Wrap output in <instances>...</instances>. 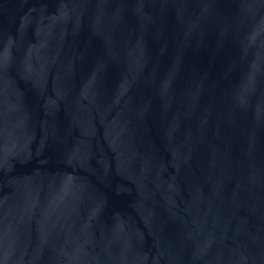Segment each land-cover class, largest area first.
<instances>
[{
    "label": "water",
    "instance_id": "obj_1",
    "mask_svg": "<svg viewBox=\"0 0 264 264\" xmlns=\"http://www.w3.org/2000/svg\"><path fill=\"white\" fill-rule=\"evenodd\" d=\"M0 264H264V0H0Z\"/></svg>",
    "mask_w": 264,
    "mask_h": 264
}]
</instances>
